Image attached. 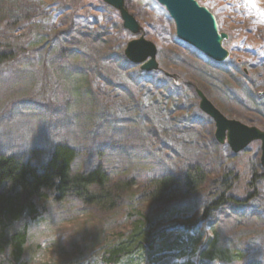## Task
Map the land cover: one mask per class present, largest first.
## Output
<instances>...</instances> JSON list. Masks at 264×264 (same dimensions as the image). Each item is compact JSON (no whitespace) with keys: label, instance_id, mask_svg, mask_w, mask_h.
Listing matches in <instances>:
<instances>
[{"label":"trees","instance_id":"1","mask_svg":"<svg viewBox=\"0 0 264 264\" xmlns=\"http://www.w3.org/2000/svg\"><path fill=\"white\" fill-rule=\"evenodd\" d=\"M41 4L51 5L46 0H0V31H10L6 25L16 21L28 26L34 17L39 20L40 15L32 12ZM50 21L56 31V18ZM57 26L53 34L57 43L44 49V57L49 61L53 56L50 59L62 72L67 69L63 64L72 60L70 72L75 74L66 73L83 80L76 88L84 90L86 100H82L94 114L113 105L125 107L123 120L135 129L130 132L129 127V133L123 134L122 152L130 155L128 161L134 166L114 174L102 164L76 168L78 149L62 143L48 150L33 146L24 154L0 155V264H26L27 226L47 216L49 205L75 214L96 212L113 221L112 229L102 228L99 242L91 245L97 251L91 261L75 258L72 264H264V257L244 262L242 249L219 245L226 238L225 228L229 235L239 233L244 244L258 237L257 247L264 253V168L255 160L237 194L240 174L230 164L236 155L224 152L213 132L204 129L211 125L199 109L205 117H187L186 104L192 97L197 99L198 88L213 104L241 105L257 115V120L248 122L264 128V68L252 71L256 83L231 59L217 64L170 43L157 52L158 66L174 65L188 78L170 82L161 75L142 78L146 72L129 65L123 44L119 48L116 40L88 31L70 34V25L62 19ZM247 28L245 33L255 40L264 35L263 20ZM33 34L27 29L0 36V65L28 57ZM160 68L153 73H163ZM235 86L247 91L244 102L231 93ZM179 127L199 135L196 140L182 139ZM137 147L143 148L133 151ZM60 214L57 217L67 215Z\"/></svg>","mask_w":264,"mask_h":264},{"label":"rangeland","instance_id":"2","mask_svg":"<svg viewBox=\"0 0 264 264\" xmlns=\"http://www.w3.org/2000/svg\"><path fill=\"white\" fill-rule=\"evenodd\" d=\"M75 1L46 0L47 3H51L50 6L41 4L42 6L33 9L32 15L39 14V20L34 17L28 26L16 21L15 24L6 25L10 31L7 29L0 31V36H10L9 34L12 33L22 34L27 29L34 31L31 40H29V44H34V47L31 48V54L12 63L0 65V155L13 152L24 154L27 148L33 146H41L48 150L53 145L62 143L78 149L79 157L75 161L76 168L102 164L108 169L111 168L113 174L126 168L130 170L134 164L128 161L130 155L125 156L122 152L124 140L122 136L124 133H129V127L130 132L135 128L132 125L127 127V119L123 120L127 113L124 110L125 107H121L119 104V106L113 105L110 109H102L100 113H98L100 109H97L96 114H94L92 107L82 100L84 99V90L76 88L83 80L79 76L74 77L66 73L67 71L75 74L74 71L70 72L72 60L69 59L63 64L64 66L67 65L68 70L64 68L62 72V68L50 59L53 56H49L48 61L43 55L44 49L57 43V38L53 34H56L55 32L59 29L58 20L62 19V23L70 25V34L76 30H82L88 31L96 37L101 35L103 38L110 37L116 40L115 43L118 47L123 44L122 50L129 40L142 35L146 40L154 43L157 52L160 53L165 51V48L171 45L170 43H174L196 52L200 56L203 55L176 38L172 19L155 0H124L126 10L136 19L141 28L140 32L135 35L122 27L118 11L103 1L77 0L80 3L78 6H75ZM196 1L213 13L218 24V32L227 34L226 40L222 43L228 51L226 61L231 59L234 64L243 68L245 75L254 79L255 71L254 73L252 71L255 67L264 68V35H260L261 39L255 40L245 32H248L247 27L249 25L252 26L258 20L264 21V0ZM52 17L56 18L54 21L57 27L56 31L51 29L50 20ZM62 30L64 27L60 29V31ZM158 59L159 55L156 56L159 65ZM245 62L250 66H247ZM129 65L133 64L129 63ZM161 66L163 69L159 66L158 68L163 73L146 72V74L142 73V78L149 76V79L161 75L168 78L165 80L166 82H170V79L177 80L182 76L184 79L188 78L179 67L170 64L169 67ZM166 73L170 76H166ZM118 79L119 76L116 80ZM254 80L256 83L258 82L256 79ZM231 88L233 96L240 98V102H244L241 99H246L244 96L247 91L238 86ZM262 95L264 94L262 93ZM150 97L153 95L151 94ZM190 103L195 105L190 106ZM190 103L186 101V104L189 105L188 118L202 119L205 117L199 112L198 97L197 99L195 97L190 98ZM214 103L216 105L212 103L213 106L226 118L264 130L262 126L252 125L248 122V119L257 120V115L255 116L241 105L227 102L219 104L218 101L217 103L214 101ZM48 105L50 106L49 110L45 108ZM243 105L248 106L247 104ZM207 119L211 129L208 128V124L204 129L214 133L213 122L208 116ZM255 122L252 123L256 124ZM179 129L182 133V139L196 140L199 135L188 127H179ZM222 146L221 149L224 152L229 150L226 145ZM142 148L137 147L133 151L137 152ZM235 155L236 158L230 161V164H233L240 174L239 188L235 191L240 194V189L247 179L250 165L255 160H258L259 163V143L253 142L244 151ZM48 208L49 213L45 217L49 223L55 224L59 221L56 229L57 240L54 244L45 243L47 232L42 229L34 232L32 234L34 243L25 247L24 262L26 264H72L75 258L78 261L89 258L90 262L93 254L95 255L94 252H97L91 250V245L99 242L97 238L102 234V228L112 229V219L96 212L75 214V211L67 210L63 206L49 205ZM59 209L61 211H58ZM59 213L67 215L57 217ZM37 221L38 219L28 226L26 225L28 228L27 240L28 230L33 228ZM15 227L18 229L20 225ZM237 231L240 232V230ZM222 232L226 238L222 239L219 245L227 250L242 249L244 262L252 258L264 257V253H261L262 250L257 247L259 244L258 237H254L252 241H247L248 244H244L241 242L243 239L238 236L239 233L229 235L225 228Z\"/></svg>","mask_w":264,"mask_h":264},{"label":"water","instance_id":"3","mask_svg":"<svg viewBox=\"0 0 264 264\" xmlns=\"http://www.w3.org/2000/svg\"><path fill=\"white\" fill-rule=\"evenodd\" d=\"M118 11L122 27L135 35L140 32L136 19L126 10L124 0H101ZM172 19L175 36L181 42L191 46L205 58L220 64L228 58V51L222 43L227 34L218 32V24L210 10L196 0H155ZM125 59L145 72L158 69L157 48L142 35L129 40L123 49ZM166 76L170 74L166 73ZM264 94V91L262 92ZM198 107L208 116L214 125V140L226 145L232 154L244 151L253 142L259 143V164L264 168V130L248 126L234 119L226 118L200 91L196 90Z\"/></svg>","mask_w":264,"mask_h":264},{"label":"clouds","instance_id":"4","mask_svg":"<svg viewBox=\"0 0 264 264\" xmlns=\"http://www.w3.org/2000/svg\"><path fill=\"white\" fill-rule=\"evenodd\" d=\"M54 180L56 182H59V177H54ZM59 221H57L55 224L49 223L47 217H42L40 219H38V221L34 224L35 226L33 228H30L28 230V240L26 241L24 247H28L29 244L34 243L33 239H32V234L34 232H36L37 230H44L47 232V240L45 241V243H52L54 244V242L57 240V226H58ZM65 238H67V236H64ZM11 251V249L9 248V252Z\"/></svg>","mask_w":264,"mask_h":264}]
</instances>
